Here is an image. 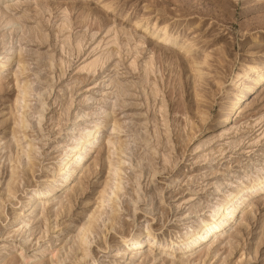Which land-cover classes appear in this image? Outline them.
<instances>
[{
  "label": "rangeland",
  "instance_id": "obj_1",
  "mask_svg": "<svg viewBox=\"0 0 264 264\" xmlns=\"http://www.w3.org/2000/svg\"><path fill=\"white\" fill-rule=\"evenodd\" d=\"M55 1L0 0V58L12 56L0 73V264H264V192L245 193L220 243L159 254L264 176V87L225 120L246 87H233L236 75L264 62V0ZM100 120L82 174L29 210L58 184L72 140ZM108 135L121 147L111 154ZM134 235L145 248L129 259L122 241Z\"/></svg>",
  "mask_w": 264,
  "mask_h": 264
},
{
  "label": "bare ground",
  "instance_id": "obj_2",
  "mask_svg": "<svg viewBox=\"0 0 264 264\" xmlns=\"http://www.w3.org/2000/svg\"><path fill=\"white\" fill-rule=\"evenodd\" d=\"M47 1H55V0H47ZM13 21L16 22V20H13ZM11 22L12 21H10V23ZM11 24H13V22ZM136 25L139 26L141 24H136ZM165 33H167V31ZM157 41L160 44L161 42L165 43V47H166L165 49L167 50H170V49L172 50L175 48V44L171 42H167V39L164 37H161V38L157 37ZM8 52L9 50H7V54L4 60L0 58L3 60V61H0V73L5 71V69L7 68L12 58V56L8 54ZM247 77H250V83L248 86L245 85V81L247 80ZM235 78L236 80L233 83H231L233 84V87H241V86H244V87L246 86V87L244 89L245 91H243L242 93L238 95V97L236 98V101L233 103L231 108L227 111V114L225 116V120L227 123H232L234 121L232 120L234 115L241 114L242 107L245 105L246 100L249 98V97L247 98L248 95L256 94L264 87V62L262 63L254 62L253 64L246 65L244 69L242 70V72L238 73ZM243 83L244 85H242ZM19 99L20 98L18 97L17 102L19 101ZM85 117L86 115L84 113L79 114L78 116V118H80L81 120ZM24 120H25L24 115L18 116L16 118V124L24 125L26 122ZM105 125H106L105 122L102 120L96 121L91 126H87L81 129V131L79 132V135L76 133L78 137L72 140V143L70 144V146H68L65 149V151L62 153V155L60 156V159L58 162L59 176H60L58 184L52 186L51 188L46 187V188L39 190V192H36L30 200L29 210H35L36 209L35 207H37L36 205L37 203H39L40 200L48 199L51 196H53L55 193L64 190L65 187H68L69 185H71L72 182L75 181L76 179L75 177L77 175L82 174L81 172L83 171L85 167L84 164L90 159L89 154L91 152L96 151L101 146L102 131ZM76 126H77L76 124H73L70 127L69 132L74 133L76 131ZM117 129H118V126L116 124L109 127L110 135L115 133ZM110 135L106 136L103 140L108 147L109 153L111 154L115 150L121 149V147H119L117 143H115L111 139ZM23 151L27 159L31 158V155L33 154L32 145L25 146ZM109 165H110L109 174L111 176L115 168H114V164H111L110 162H109ZM246 192L247 194L248 192H250L251 194L252 193L254 194L263 193L264 192V176L258 177L256 180L253 181V183H251L247 187H243L239 189L237 192L228 193L227 197L223 201H221L220 203L214 204L211 207L207 218L201 219L200 222L197 223L195 226H191L186 231V233H184L178 239L171 241L170 245L159 246L160 247L159 254L161 256L166 257L168 255L170 248L173 249L175 248V246H178L180 243L184 242V244H182L181 246L182 247L181 254L183 258H187V257L190 258L192 256L194 257L196 254H201L203 249L205 247H208L207 245L209 243H213V242L220 243L221 237L224 234L228 233L229 230H232L238 218L241 217V215H243L245 211L247 210L248 198L245 195ZM113 194L116 198H118L115 190H113ZM30 221L23 220L22 229L29 227ZM88 233H89L88 226L81 227V230L79 231V234L77 237L79 243H84L88 245L89 243ZM148 234L151 235V232H148ZM122 242L127 245L128 251H125L124 255L127 256V258L129 259L138 258L139 253L145 248L140 235H134L129 238H125ZM153 244L154 243H152V246ZM139 258H141V256Z\"/></svg>",
  "mask_w": 264,
  "mask_h": 264
}]
</instances>
